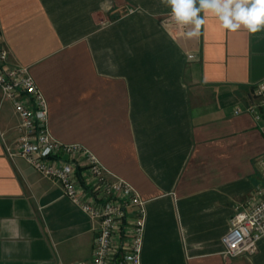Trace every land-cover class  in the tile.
<instances>
[{
  "label": "crops",
  "instance_id": "crops-1",
  "mask_svg": "<svg viewBox=\"0 0 264 264\" xmlns=\"http://www.w3.org/2000/svg\"><path fill=\"white\" fill-rule=\"evenodd\" d=\"M169 15L161 0H0V45L43 93L52 137L138 191L141 264H264V240L231 258L222 244L235 202L264 185V134L234 112L264 79V30L208 14L187 39ZM16 123L0 92L9 143ZM92 244L89 218L0 139V264H69Z\"/></svg>",
  "mask_w": 264,
  "mask_h": 264
},
{
  "label": "built area",
  "instance_id": "built-area-1",
  "mask_svg": "<svg viewBox=\"0 0 264 264\" xmlns=\"http://www.w3.org/2000/svg\"><path fill=\"white\" fill-rule=\"evenodd\" d=\"M174 22L172 15L163 20L165 24ZM262 83L264 79L251 84L250 102L237 106L234 112L250 114L264 134V92L256 94ZM0 92L1 100L10 102L17 117L13 142H7L0 133L6 155L23 158L42 176L59 184L62 194L91 222L90 257L69 264H141L145 220L144 201L138 191L111 173L89 148L52 137L43 93L26 67L9 62L8 51L1 45ZM261 164L264 166V162ZM131 208H135L132 215ZM260 240H264V185L256 186L245 200L235 202L229 229L222 237L223 255H252Z\"/></svg>",
  "mask_w": 264,
  "mask_h": 264
},
{
  "label": "clouds",
  "instance_id": "clouds-1",
  "mask_svg": "<svg viewBox=\"0 0 264 264\" xmlns=\"http://www.w3.org/2000/svg\"><path fill=\"white\" fill-rule=\"evenodd\" d=\"M171 9L177 24L188 26L187 39H196L208 14L214 15L221 26L231 32L242 27L250 34L264 30V0H161ZM203 13V14H202ZM264 92V83L256 94Z\"/></svg>",
  "mask_w": 264,
  "mask_h": 264
}]
</instances>
